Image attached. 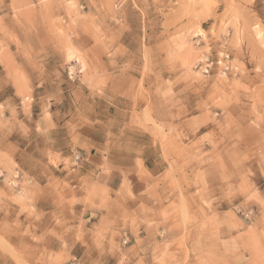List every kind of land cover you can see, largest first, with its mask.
I'll return each instance as SVG.
<instances>
[{
	"label": "rangeland",
	"instance_id": "rangeland-1",
	"mask_svg": "<svg viewBox=\"0 0 264 264\" xmlns=\"http://www.w3.org/2000/svg\"><path fill=\"white\" fill-rule=\"evenodd\" d=\"M0 264H264V0H0Z\"/></svg>",
	"mask_w": 264,
	"mask_h": 264
},
{
	"label": "crops",
	"instance_id": "crops-1",
	"mask_svg": "<svg viewBox=\"0 0 264 264\" xmlns=\"http://www.w3.org/2000/svg\"><path fill=\"white\" fill-rule=\"evenodd\" d=\"M105 166H101V170H100V174L102 175L103 177V181L105 183V186L111 190V191H118L121 186L123 185L124 181H125V174H124V171H123V168L122 167H116V168H113L111 169V171L109 172H105ZM150 175L151 174V170H146ZM161 171H158L157 173H155V175H158L160 174ZM148 183V182H146ZM142 184L140 185H137L136 188L134 189H139V187H141ZM131 189V188H130Z\"/></svg>",
	"mask_w": 264,
	"mask_h": 264
},
{
	"label": "built area",
	"instance_id": "built-area-1",
	"mask_svg": "<svg viewBox=\"0 0 264 264\" xmlns=\"http://www.w3.org/2000/svg\"><path fill=\"white\" fill-rule=\"evenodd\" d=\"M199 66L202 74L210 75L213 70L214 62L211 61L210 58H206L205 60L200 62ZM226 69L229 70V66H226ZM79 158L80 157H76V160H79Z\"/></svg>",
	"mask_w": 264,
	"mask_h": 264
}]
</instances>
